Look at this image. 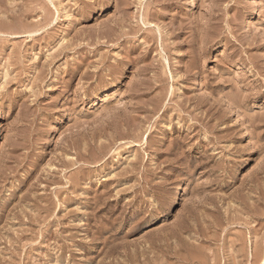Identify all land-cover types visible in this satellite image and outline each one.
I'll return each mask as SVG.
<instances>
[{
	"label": "rangeland",
	"instance_id": "obj_1",
	"mask_svg": "<svg viewBox=\"0 0 264 264\" xmlns=\"http://www.w3.org/2000/svg\"><path fill=\"white\" fill-rule=\"evenodd\" d=\"M0 264H264V0H0Z\"/></svg>",
	"mask_w": 264,
	"mask_h": 264
},
{
	"label": "bare ground",
	"instance_id": "obj_2",
	"mask_svg": "<svg viewBox=\"0 0 264 264\" xmlns=\"http://www.w3.org/2000/svg\"><path fill=\"white\" fill-rule=\"evenodd\" d=\"M257 13H258V12H257ZM257 13H256V14H257ZM259 15H260V14H259ZM104 99H105L104 103H107V102L109 101V100H108V99H109V96H105Z\"/></svg>",
	"mask_w": 264,
	"mask_h": 264
}]
</instances>
